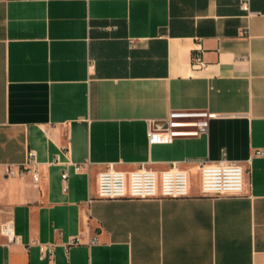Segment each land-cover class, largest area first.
<instances>
[{
    "label": "crops",
    "instance_id": "1",
    "mask_svg": "<svg viewBox=\"0 0 264 264\" xmlns=\"http://www.w3.org/2000/svg\"><path fill=\"white\" fill-rule=\"evenodd\" d=\"M240 2L0 0V264H264V0ZM173 111L217 116L149 142L190 129ZM30 153L37 182L5 174ZM197 159L242 165L243 194H201ZM172 166L186 197L97 196L109 167Z\"/></svg>",
    "mask_w": 264,
    "mask_h": 264
},
{
    "label": "built area",
    "instance_id": "2",
    "mask_svg": "<svg viewBox=\"0 0 264 264\" xmlns=\"http://www.w3.org/2000/svg\"><path fill=\"white\" fill-rule=\"evenodd\" d=\"M241 8L248 9V0H241ZM217 115L208 111L180 112L169 114L168 126L171 128L190 127L187 130H170L155 132L149 130L148 141L167 142L179 134H198L208 128L211 118ZM258 154L264 152L257 151ZM199 189L206 196H239L243 194L246 170L237 162L222 159L211 162L197 159ZM32 173L37 182L40 173L34 155L30 153L25 162L16 167L15 164L5 165L7 176H16L23 172ZM66 178V173L62 174ZM189 195V172L186 169L172 166L163 170L140 167L123 171L112 167L102 170L97 175V196L100 198H180ZM5 237L6 243L14 241L12 225L9 222L0 224V238ZM96 239L93 238L92 241Z\"/></svg>",
    "mask_w": 264,
    "mask_h": 264
}]
</instances>
